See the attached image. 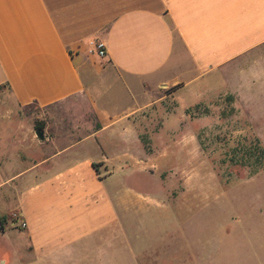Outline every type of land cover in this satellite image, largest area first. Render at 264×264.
I'll return each instance as SVG.
<instances>
[{
	"label": "crops",
	"instance_id": "1",
	"mask_svg": "<svg viewBox=\"0 0 264 264\" xmlns=\"http://www.w3.org/2000/svg\"><path fill=\"white\" fill-rule=\"evenodd\" d=\"M159 87L179 99L173 111L146 101ZM0 91L22 106L77 96L92 104L88 131L48 138L42 128L45 140L29 139L25 161L0 140V237L15 216L24 257L29 246L35 258L80 253L113 235L121 211L161 198L129 180L155 177L149 166L178 144L192 151V120L181 140L189 105L219 94L264 98V0H0ZM218 203L248 225L233 264H264V167L223 186Z\"/></svg>",
	"mask_w": 264,
	"mask_h": 264
},
{
	"label": "rangeland",
	"instance_id": "2",
	"mask_svg": "<svg viewBox=\"0 0 264 264\" xmlns=\"http://www.w3.org/2000/svg\"><path fill=\"white\" fill-rule=\"evenodd\" d=\"M164 88L156 89L146 101L155 100L152 105L173 111L179 99L163 96L171 90ZM229 95L188 106L186 116L181 115V140L184 123L191 131L192 120V151L185 143L178 144L170 158L149 166L155 177L146 171L129 180L140 194L155 191L161 198L151 202L146 195L136 209L121 211L112 236L97 239L80 253L71 250L46 258L31 257L29 246V257H24L28 245L12 216L15 224L0 237V264H233L236 251L246 249L241 235L248 233V225L235 219L233 209H219V191L245 180L259 165L250 152L257 145L264 149V98L231 95L229 100ZM95 121L92 104L84 96L46 108L18 105L0 91V140L8 145L9 156L18 150L21 161L27 158L29 139L39 140L36 129L47 128L48 138L69 139L88 131L89 122ZM241 157L244 162L238 161Z\"/></svg>",
	"mask_w": 264,
	"mask_h": 264
},
{
	"label": "trees",
	"instance_id": "3",
	"mask_svg": "<svg viewBox=\"0 0 264 264\" xmlns=\"http://www.w3.org/2000/svg\"><path fill=\"white\" fill-rule=\"evenodd\" d=\"M227 98L230 100V99H232V96L229 95V96H227ZM38 129H41V128H38ZM250 154L255 156L254 157V161L256 163L257 162L259 163V165L255 169H253V171L251 172V173H253V172L257 171L258 169H260L263 166V164H264V149L257 145L250 152ZM238 161L239 162H244V159L241 157ZM93 166L95 168H97L98 163H93ZM4 220H5V215L0 216V228H1V230L3 229L2 224H3Z\"/></svg>",
	"mask_w": 264,
	"mask_h": 264
},
{
	"label": "built area",
	"instance_id": "4",
	"mask_svg": "<svg viewBox=\"0 0 264 264\" xmlns=\"http://www.w3.org/2000/svg\"><path fill=\"white\" fill-rule=\"evenodd\" d=\"M94 45H95V51H96L97 55L103 56L105 54V49H104L103 43L101 41L97 40V41H95ZM19 225L21 227H23L24 226V222L20 221Z\"/></svg>",
	"mask_w": 264,
	"mask_h": 264
},
{
	"label": "water",
	"instance_id": "5",
	"mask_svg": "<svg viewBox=\"0 0 264 264\" xmlns=\"http://www.w3.org/2000/svg\"><path fill=\"white\" fill-rule=\"evenodd\" d=\"M35 133L39 139H44L43 129H36Z\"/></svg>",
	"mask_w": 264,
	"mask_h": 264
}]
</instances>
